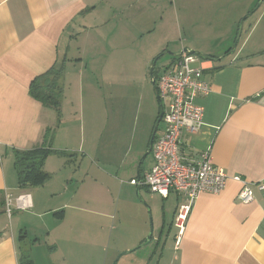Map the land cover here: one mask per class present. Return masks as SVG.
<instances>
[{
  "label": "crops",
  "instance_id": "1",
  "mask_svg": "<svg viewBox=\"0 0 264 264\" xmlns=\"http://www.w3.org/2000/svg\"><path fill=\"white\" fill-rule=\"evenodd\" d=\"M184 1L185 6L190 5ZM203 1L212 6L233 7L237 3ZM257 1L245 0L238 16L249 13ZM182 4L183 0H0V199L6 203L7 195H29V215L33 220L52 211L54 216L59 214L56 220L69 224L70 230L65 231L68 255L57 263L54 257L58 249L54 246L50 247L47 261H42L35 254L41 241L36 238L29 251L24 249L22 244L27 243L28 234L23 235L20 221L9 218L4 206L0 208V264H26L27 256L32 264H101L105 258L100 253L109 255V226L113 233L128 223L136 228L131 230L127 247L118 252L133 250L129 254L136 255L134 251L149 240L155 256L160 253L158 264H264V194L255 190L254 201L243 204L238 200L241 184L232 179L219 194H201L178 242L174 219L180 198L176 196L170 201L175 195L172 193L163 199L147 192L145 186L130 183L137 181L138 174L143 179L154 164L151 155L139 168L154 128L149 125L137 132L142 101L136 111L132 108L133 112H128L125 104L119 113L108 114L102 129L96 88H89L85 94L83 79L74 81L73 86L67 82L65 71L72 64L70 52L77 49L79 54L74 65L78 76L96 71L101 56L109 60L105 68L112 67L117 56L144 52L143 43L167 26L169 34L179 30ZM254 14L257 18L233 54L226 55L229 50L221 54L203 53L217 61L197 58L194 63L203 70L211 92L196 100L205 110L203 126L195 135L183 132L181 144L187 161L194 162L211 150L215 166L230 177L241 176L250 182L264 179V2ZM150 22L159 23L153 31L145 25ZM134 39L142 43L139 50ZM179 53L180 50L175 51ZM53 67L62 69L64 75L60 123L56 111L44 107L30 93L32 82ZM130 92L133 91L125 93L127 102L129 98L133 100ZM85 118L86 133L81 126ZM46 130H50L47 140ZM43 146L53 151L43 166L51 179L44 186L20 188L14 152ZM77 154L83 158H76ZM73 156L78 161V171L61 174L70 167L66 166V157ZM86 163L89 166L85 170ZM55 179H60L62 191L47 196L49 184ZM138 188L143 200L137 198ZM142 189L148 194L143 195ZM99 195L107 197L105 204L109 203V207L97 209L103 204ZM57 198H62L61 204L49 208ZM160 200L164 202L161 207ZM144 202L153 212L152 238ZM134 214L137 222L133 221ZM75 232L80 237L72 239ZM75 249L86 255L74 256Z\"/></svg>",
  "mask_w": 264,
  "mask_h": 264
},
{
  "label": "rangeland",
  "instance_id": "2",
  "mask_svg": "<svg viewBox=\"0 0 264 264\" xmlns=\"http://www.w3.org/2000/svg\"><path fill=\"white\" fill-rule=\"evenodd\" d=\"M237 3L235 6L231 5H224V6H212L208 5V2L203 0H187L186 2L190 3V5L185 6L184 0L182 7V17L183 21L180 23V29L176 32H171L169 34L168 26L161 30L160 32L156 33L155 37L150 38L148 42H144L143 46L145 47V51L138 52L137 55H123L117 56L115 58V66L105 68V65L109 61L107 57L101 56L99 62L98 60V69L96 71L91 72L85 71V75L82 77L78 76L77 70L74 66L76 64L75 60L79 57L77 49L73 50L68 54L70 60H72V64L68 65L65 74L67 76V82H70L72 86L74 85V81L77 82L78 79H83V84L85 89L87 90L85 94L89 93V88L95 87L97 90L96 95L100 98V108L97 111V114L100 117V120L103 124L102 129L105 127L106 119L108 114H117L121 110V105L127 104L128 112L136 111L137 104L141 102L138 113H137V121L136 127L137 132L142 129H147L150 125L154 127L153 124L154 120L156 119V115L158 113L159 102L156 99L154 86L152 84V76H151V68L158 59L156 66H155V73L159 75L163 67L167 65V62L170 61L175 54V51L180 50L181 52L184 49L194 50L201 54L203 53H216L221 54L226 50H233L234 48L238 49L241 44L243 43L245 37L248 35L251 24L257 18V15L254 14L246 20H243L250 12L256 11L260 4V0L256 2L253 6L252 10L245 14L244 16L241 15L240 10L243 7L242 3L245 0H235ZM177 9V7H176ZM259 10V9H258ZM240 17V18H239ZM238 18L236 22L235 21ZM186 19V20H184ZM243 23L242 34L237 42L238 38V30ZM156 24L159 23H145L152 31L154 30ZM165 35V38L162 36ZM133 44L137 49L141 47L142 44L140 40L134 39ZM147 50V51H146ZM74 58V59H73ZM76 58V59H75ZM199 58V57H197ZM85 61H88V56L85 57ZM101 64V65H100ZM72 68V69H71ZM96 77H94L93 75ZM92 76V80L90 79ZM128 95L133 96V100L129 98L127 102L124 100L125 93H129ZM76 93L78 90L76 88ZM82 93V92H80ZM86 108H88L90 100L89 98L86 99ZM98 122V121H97ZM83 125V130L87 131L88 129V118H85L81 123ZM154 125V126H153ZM164 124L161 123V127L159 131L162 129ZM79 130V128H78ZM129 133V130L127 131ZM80 138H78L79 140ZM81 141V140H80ZM74 142H71L73 144ZM78 143V141L76 142ZM87 151V148H85ZM81 152H84V150ZM151 155L149 156V158ZM76 158L80 160L83 158L81 154H77ZM76 158L70 157L66 160V166H70L65 171H62L61 174L66 175L67 172H76L78 171V161ZM54 160H57L54 158ZM89 162V161H87ZM89 163H86L83 169L86 170L88 168ZM86 167V168H85ZM58 178H61L59 175ZM76 186V185H75ZM49 190L47 196H51V193L62 191V183L60 179H55L53 183L49 184ZM90 187V186H87ZM147 190V189H146ZM143 195L148 194L149 190L146 192L145 189H142ZM93 192H97L96 189H93ZM46 192H42L44 194ZM137 195V192H136ZM100 201H103V204L99 206L97 209H105L104 206L109 207V203H106L107 197L104 195H99ZM58 197V196H57ZM138 200H143L140 196L137 195ZM176 199V195H172L170 201ZM122 199V198H121ZM146 199V198H144ZM62 202V198H57L52 201L51 204L48 205L49 208H54L55 206L60 205ZM164 202L162 200L159 201V206L161 207ZM145 211V218H148V222L150 223L151 227L154 223L153 212L149 205L144 202ZM54 212H48L45 217L41 219H34L33 216L29 215L30 212L28 211H14L12 216L14 220H19L21 226L19 227L22 230L23 235L28 234L27 236V243L22 244V247L26 250H30L31 245L33 244V240L38 238L42 245L40 248L35 250V254L42 260L47 261V257L51 254L50 247H54L58 249V252L55 254V259L57 263L62 261L63 255H68V252L65 248V242L67 239V235L65 236V231L69 233V224L67 222L61 223V221L56 220ZM117 215L116 213L114 214ZM118 219V215H117ZM143 220H140L142 223ZM134 222L135 214H134ZM113 222V221H112ZM118 223V222H117ZM150 227V228H151ZM136 228L134 224H125L121 230L118 232L111 233V228L109 226V239L107 238V247L106 250L108 252V256L104 253H100L101 258H105L101 264H105L106 258H108L107 264H158V259L160 257V253L155 256L153 245L151 246L149 240H147L142 246L137 248L134 253L129 254L133 250H126L118 252L121 249H124L128 245V241L131 239V230ZM152 229L149 232L151 233ZM168 231V229H167ZM51 236H49L50 234ZM73 234L71 236L72 239H77L80 236L78 234ZM174 233V231H173ZM176 234V231H175ZM121 235V236H118ZM167 235V234H166ZM165 240V238H164ZM162 241V245L164 243ZM30 253V252H29ZM33 252L31 251L30 255L31 258L33 256ZM74 256L79 255H86L83 250L75 249L73 252ZM154 254V255H153ZM153 257V258H152ZM113 259V260H112Z\"/></svg>",
  "mask_w": 264,
  "mask_h": 264
},
{
  "label": "built area",
  "instance_id": "3",
  "mask_svg": "<svg viewBox=\"0 0 264 264\" xmlns=\"http://www.w3.org/2000/svg\"><path fill=\"white\" fill-rule=\"evenodd\" d=\"M196 61V56L184 54L163 67L158 75L157 88L165 110L164 125L153 145L154 164L142 179L143 186L151 193L163 199L172 193L180 198L174 219L178 242L201 194L223 192L230 179L241 184L238 200L243 204L254 201L255 190L264 194V179L250 182L241 176L230 177L225 170L214 165L211 150L202 153L194 162L183 157V132L195 135L204 124L205 110L196 100L211 92V85L203 78V70L194 66ZM130 183L138 185L136 180ZM30 209L29 195H7L5 212L9 218L14 211Z\"/></svg>",
  "mask_w": 264,
  "mask_h": 264
},
{
  "label": "trees",
  "instance_id": "4",
  "mask_svg": "<svg viewBox=\"0 0 264 264\" xmlns=\"http://www.w3.org/2000/svg\"><path fill=\"white\" fill-rule=\"evenodd\" d=\"M230 52L231 50H229L227 54H229ZM174 59L176 58L174 57L173 60ZM154 76H157L155 71ZM63 77V70L53 67L47 73L36 78L30 86V93L35 100L40 102L44 107L56 111L58 116V123H60L62 117L61 104L64 93V87L62 84ZM160 110L161 108L159 104L158 113L154 124H156L159 118ZM49 134L50 130H46V140L50 137ZM52 152V150L46 149L44 146L29 151L14 152V167L18 174L20 188L25 189L27 187L44 186L51 179V175L43 170V166L45 159ZM4 206L5 202L2 203V200L0 199V208ZM58 215L59 214H56L55 216ZM24 261L26 262V264H32L30 256H27Z\"/></svg>",
  "mask_w": 264,
  "mask_h": 264
},
{
  "label": "water",
  "instance_id": "5",
  "mask_svg": "<svg viewBox=\"0 0 264 264\" xmlns=\"http://www.w3.org/2000/svg\"><path fill=\"white\" fill-rule=\"evenodd\" d=\"M264 2V0H260V4L258 6V8L256 9V11L261 7L262 3ZM256 11H252L250 12L243 20H246V18L250 17L253 15V13H255ZM242 29H243V23L241 24L239 30H238V38H237V42L239 41L240 37H241V34H242ZM236 51V48H234L233 50H231L230 53H234ZM229 53V54H230ZM184 54H187V55H192V56H196V57H199V58H202V59H206V60H210V61H213V62H216L217 60L213 59L212 57H207L197 51H194V50H188V49H184L181 53L179 54H173V56L175 58H179V57H182ZM227 54V55H229ZM158 59L155 60L152 68H151V76H152V84L154 86V91H155V95H156V99L157 101L159 102L160 104V115H159V118L153 128V131H152V134H151V137H150V141H149V147H148V150L147 152L144 154V156L142 157L141 159V162L139 164V168L141 167L142 163L146 160V158L150 155H152V151H153V145H154V142L156 140V136H157V132L160 128V125L162 123V120H163V117H164V113H165V110H164V107L162 105V102H161V99H160V96H159V93H158V88H157V78L154 76V71H155V66H156V63H157ZM137 182H138V186L139 187H142L143 186V180H142V177L141 175L138 174V179H137ZM139 188L137 190V195L139 196ZM153 236V227H152V231L149 235L150 238H152ZM150 242V241H149Z\"/></svg>",
  "mask_w": 264,
  "mask_h": 264
},
{
  "label": "flooded vegetation",
  "instance_id": "6",
  "mask_svg": "<svg viewBox=\"0 0 264 264\" xmlns=\"http://www.w3.org/2000/svg\"><path fill=\"white\" fill-rule=\"evenodd\" d=\"M156 78L158 79V75L156 76Z\"/></svg>",
  "mask_w": 264,
  "mask_h": 264
}]
</instances>
